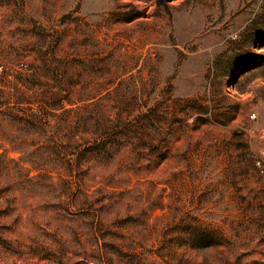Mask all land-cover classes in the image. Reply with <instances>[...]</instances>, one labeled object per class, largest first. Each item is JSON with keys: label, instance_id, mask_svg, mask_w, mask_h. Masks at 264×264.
<instances>
[{"label": "rangeland", "instance_id": "1", "mask_svg": "<svg viewBox=\"0 0 264 264\" xmlns=\"http://www.w3.org/2000/svg\"><path fill=\"white\" fill-rule=\"evenodd\" d=\"M0 264H264V0H0Z\"/></svg>", "mask_w": 264, "mask_h": 264}]
</instances>
